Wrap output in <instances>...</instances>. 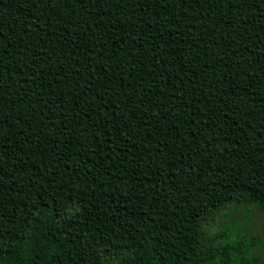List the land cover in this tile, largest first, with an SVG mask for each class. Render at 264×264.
Here are the masks:
<instances>
[{"label": "trees", "instance_id": "obj_1", "mask_svg": "<svg viewBox=\"0 0 264 264\" xmlns=\"http://www.w3.org/2000/svg\"><path fill=\"white\" fill-rule=\"evenodd\" d=\"M257 208L264 0H0V264H264Z\"/></svg>", "mask_w": 264, "mask_h": 264}, {"label": "rangeland", "instance_id": "obj_2", "mask_svg": "<svg viewBox=\"0 0 264 264\" xmlns=\"http://www.w3.org/2000/svg\"><path fill=\"white\" fill-rule=\"evenodd\" d=\"M242 218L243 213L239 209H225L213 218L211 228L216 231L222 228L224 224L231 226L232 221L238 222ZM248 220L250 224L247 233L262 239L261 246L255 250L254 254L264 263V212L258 208L252 210L249 213Z\"/></svg>", "mask_w": 264, "mask_h": 264}]
</instances>
